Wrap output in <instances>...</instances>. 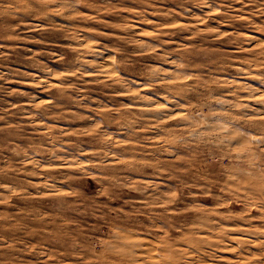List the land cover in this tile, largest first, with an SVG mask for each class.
<instances>
[{
  "label": "rangeland",
  "instance_id": "1",
  "mask_svg": "<svg viewBox=\"0 0 264 264\" xmlns=\"http://www.w3.org/2000/svg\"><path fill=\"white\" fill-rule=\"evenodd\" d=\"M0 264H264V0H0Z\"/></svg>",
  "mask_w": 264,
  "mask_h": 264
}]
</instances>
